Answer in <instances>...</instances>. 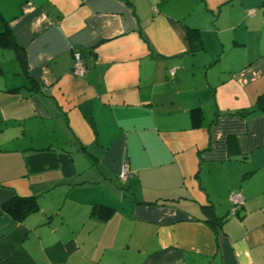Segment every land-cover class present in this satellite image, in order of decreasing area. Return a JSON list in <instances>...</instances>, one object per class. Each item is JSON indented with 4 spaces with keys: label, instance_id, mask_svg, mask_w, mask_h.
Segmentation results:
<instances>
[{
    "label": "crops",
    "instance_id": "crops-1",
    "mask_svg": "<svg viewBox=\"0 0 264 264\" xmlns=\"http://www.w3.org/2000/svg\"><path fill=\"white\" fill-rule=\"evenodd\" d=\"M6 29L0 264H264V0H0Z\"/></svg>",
    "mask_w": 264,
    "mask_h": 264
},
{
    "label": "trees",
    "instance_id": "trees-1",
    "mask_svg": "<svg viewBox=\"0 0 264 264\" xmlns=\"http://www.w3.org/2000/svg\"><path fill=\"white\" fill-rule=\"evenodd\" d=\"M187 38L192 50L199 48V36L198 32L193 29L187 30ZM0 47L1 48H14L18 46L15 42L13 35L9 30H5L0 33ZM256 111L264 114V94H262L256 103ZM254 111L240 112V115H250ZM190 119L193 127H199L201 122V112L199 109H192L190 111ZM231 139V143H232ZM1 210L7 214L12 220L16 222L23 221L30 214L35 213L38 210V204L35 197H14L10 201L1 205ZM114 213L113 209L105 206H95L94 214L101 220L109 219Z\"/></svg>",
    "mask_w": 264,
    "mask_h": 264
},
{
    "label": "built area",
    "instance_id": "built-area-1",
    "mask_svg": "<svg viewBox=\"0 0 264 264\" xmlns=\"http://www.w3.org/2000/svg\"><path fill=\"white\" fill-rule=\"evenodd\" d=\"M253 11L250 10L248 11V15H252ZM84 65L81 61V59L75 55L74 56V66H73V72L76 76H81L84 72ZM172 73V71H171ZM128 175V171L126 169L122 170V172L119 175V178L121 180H125L126 177ZM228 201L230 203V210H229V214L231 216L236 215V213L238 212V210L244 206V198L241 195V193L236 192V193H231L228 197Z\"/></svg>",
    "mask_w": 264,
    "mask_h": 264
}]
</instances>
